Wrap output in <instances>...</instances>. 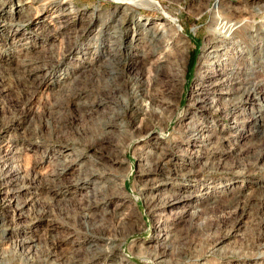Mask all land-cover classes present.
<instances>
[{
	"label": "rangeland",
	"instance_id": "374dc122",
	"mask_svg": "<svg viewBox=\"0 0 264 264\" xmlns=\"http://www.w3.org/2000/svg\"><path fill=\"white\" fill-rule=\"evenodd\" d=\"M156 1L159 9L125 8L113 0H0V264H115L121 256L126 264H264V152L255 156L264 141L256 147L250 135L252 112L259 104L264 109V99L237 110L218 100L232 68L240 70L241 81L264 83V0ZM19 5H25L23 11ZM215 12L242 25L236 36L220 42L227 68L219 78L225 86L212 95L213 107H203L194 104L193 94L213 77L203 55L216 38ZM168 15L178 33L168 48L171 68L155 73L139 64V48L151 49L147 42L139 46V36L128 55L132 64H122L127 55L113 45L115 26L120 23L128 45L136 18L156 24ZM176 65L184 70L181 81ZM138 77L151 81L152 100L146 101L154 111L132 128ZM106 123L113 124L110 130ZM197 125L210 127L213 135L200 150V162L208 166L160 191L163 200L195 199L170 205L157 217L144 198L139 172L156 159L150 153L158 139L173 159L165 170L187 172ZM67 153L78 160L60 180L55 174ZM95 160L109 168L97 192L93 185L77 186L80 170ZM110 180L122 181V192ZM94 192H105L120 215L96 207L88 212ZM237 199L249 203L248 210L219 242ZM185 204L191 205L180 219ZM158 234L169 238L168 247H161L167 253L157 256ZM111 246L113 252L100 255Z\"/></svg>",
	"mask_w": 264,
	"mask_h": 264
},
{
	"label": "bare ground",
	"instance_id": "6f19581e",
	"mask_svg": "<svg viewBox=\"0 0 264 264\" xmlns=\"http://www.w3.org/2000/svg\"><path fill=\"white\" fill-rule=\"evenodd\" d=\"M113 1L117 2L118 4L126 5L125 8H128V7H134V8L135 7L136 8L145 7V8H150V9H152V8L159 9L160 8V3L157 2L156 0H128V1L113 0ZM261 6L262 5H260V7ZM18 7H21V11H23V8H25V5H19ZM256 7H258V6H256ZM168 17H169L168 19H165V20L158 22L156 24H154L151 20H148V19L143 20L142 18H139V19L136 18L133 22L132 27H130V31L131 30L134 31L133 33L135 34V38H133L128 43V45H125V42L123 40L125 34H123V32L120 31V28H119L120 23L118 24V26H115L114 30L111 32L112 37L116 39L115 41H113L114 42L113 45L117 46L116 50L122 49L127 55V58L123 57L122 64H124V65H127V64L131 65L132 64V61H130L128 55L130 53L132 54L135 43L137 41L136 36H139V38H138L139 46H140L141 42H147V44H149V46L151 47V49L149 48L150 50H147V51H141L139 48V64L142 63V65L144 66L145 69H147V68L149 69L151 67L154 68L155 73L160 71V69H163V68L167 69L169 66L171 68V66L173 64L171 65L170 63H168V60H169L168 48L172 45L171 40H175L178 38V33L175 30V28L173 27V22L171 21V20H175V19L169 15H168ZM213 18H214V24L216 25V27L214 28V33L216 35V38H218V39L215 38V41H212L210 44H208V46L205 48V52L203 55L204 59L208 60V63L204 64V65H207L209 67L207 72L212 74L213 77H211L210 80L205 81L203 84H201L199 87H197L196 91H195L196 94H193V95H196L194 97V99H195L194 104H196V105L199 104L203 107H208V106L213 107V104H211V102L209 103V101L213 99L212 95H216V94L218 95L219 93H222V92H220V88L225 86V84H224V82L220 81L219 77L221 76L222 73L225 74V69L227 68L226 67L227 64L225 63L226 61H224L225 59H222L221 55L219 54V52L222 50L220 48L223 47V45L225 44L226 41L232 39L233 36L237 35V33H238L237 29H238V27H240V25H242L241 20L240 21L237 20V21H233V22H230L229 20L226 21L217 12H215V15ZM238 30H240V28ZM128 31L129 30H127L125 33H128ZM163 40H164V43H163ZM220 42L224 43V44L221 45ZM114 49H115V47H114ZM170 51H171V49H170ZM183 53L185 55L186 50ZM171 55H173V54H170V56ZM184 59H183V61H184ZM227 61H228V59H227ZM235 69L237 70V68H235ZM173 70L179 74V76H177L178 81H181L182 79H184V70L182 68L180 70V68L177 67V65H176V67L173 66ZM173 70H171V71H173ZM230 73H231V76L229 78L227 77V79L225 80V82H228L227 91L225 94H222L223 97L218 98V100L222 99V101L224 100L226 104H227L226 101L228 100L229 105L232 106V109L237 110L239 107H241L243 104L247 103L248 101L260 102L262 99H264V89H263L264 83L258 82V83L253 84V83L248 82L247 79H245L244 81H241L239 79V76H238L240 74V70L236 72L232 68ZM142 76L143 75H141V77ZM153 79H155V77L152 78V80ZM138 82H141V84H140L141 86L139 85L140 86V91H139L140 94L138 97L139 100L135 101L136 104H134V106L132 107V111H133L132 120H131V123L129 124L130 126H132V128L140 127L139 125H141L144 122V117L147 116L148 113L154 111V108L151 105V101H150V103H147V101H146V98L152 100L151 97L149 96V93H148V86H149L151 81L146 80V79H141L138 77ZM206 88H208V89H206ZM213 100H215V99H213ZM100 105H102V104H100ZM103 105L105 106V104H103ZM104 109H106V108H104ZM121 114L122 113L119 112V116H121ZM250 121H251L250 124H252V126L255 128V130L252 131L250 135H251L252 139H254L255 141L258 142V143H256L257 144L256 147H257L262 139L264 141V132H263L264 131V109H263V107H261L260 104H259V109L256 112H252V119ZM120 124L121 125H127V124H123V123H120ZM112 126H113L112 123H106L104 126V129L106 131L110 130ZM192 128H193V130L191 133L192 135H191L190 143L192 144V146L196 147L197 149L194 148V151L192 153H190L188 156L191 160L189 163L191 167H187L188 168L187 172H184V174L182 173L183 175H178L175 171L177 169L165 170L167 164H169L171 161H173V159H168L169 153H168L167 146H165L162 142H159L158 138H157L158 140H155V146H153V149L151 150L152 152L150 153V154L156 155V157H155L156 159L153 160L154 162H150L149 164H147L145 169H143V170H141V172H139L142 175L141 178L145 179V184L143 187L146 190V192H144V198L147 200L150 209L153 211V213L157 217L161 216L165 212V209H167L170 205H173V206L174 205H176V206L181 205L182 203L185 202L184 199H186L187 202L192 203L193 200L195 199L193 196L185 195L186 198L182 197V199L180 201H177V202H175L176 199L173 200V198H170V199L166 198L163 200L160 197V194H161L160 191L167 190L169 185H172L171 182L173 180L176 181L177 180L176 178L179 176L185 178L187 181H189L191 178H195V176L198 174L200 169L206 168L208 166V163L202 164L200 162L202 159L200 150L204 149L205 146H207L211 143V139H212L213 135L211 134L210 127L205 126V125H197L196 127L192 126ZM186 152H187V150H186ZM262 152H264V143L258 149V152L255 155L256 158H260ZM72 157H73V153H67L65 156H63V158H62L63 160L60 163L61 168H60L59 172H57L55 174V177L57 179L62 178L63 175L69 170V167L71 165H75L77 163L78 159L75 160ZM97 161L95 160L92 163L89 162V163H91L90 165L83 166V169L80 170L79 176L77 178L78 179L77 186L87 187V186L93 185L95 187L92 189L96 191V189L98 187L97 185H99L101 182H103V179L108 175L107 171L109 170L108 167H104V169H101L98 166ZM200 163L203 165L202 168H200ZM104 166H105V164H104ZM110 181H111V183H115L116 186L118 187V189L121 190V192H122V190L124 188V183L122 181L119 183H117V181H114V180H110ZM108 183H110V182H108ZM24 189H25V187L21 186L19 188L18 192L21 193V192L25 191ZM98 189H99V187H98ZM100 190H102V189H100ZM104 190H107V189H104ZM169 190H171V189H169ZM172 193H174V192H172ZM92 196H93L94 200L92 199L93 201L90 202L91 205H89L90 207L87 209L88 212H91L93 210V208L96 207L95 210H97L99 208V209H103L108 214L120 215V214H118L120 212V209L117 210V208L116 209L111 208V206H110L111 202L109 200L110 198H109V196L106 195L105 192H104V194H100V193L97 194L94 192ZM239 201H240V199L239 200L237 199L236 203H235L236 206L233 207L234 209L236 208L237 211L233 214L231 213V215H229L230 214L229 213L228 214L229 216L226 218V222H225L226 233L224 234L223 237H221L219 239V242L228 239L229 236L232 235V233L235 231L236 227L238 226L239 222H241L243 215L246 214V212L248 210L247 208L249 206V203L244 202L243 204H241V202H239ZM190 205L191 204H185V206L183 207V210L181 212L179 211L180 213H177L178 217L180 219L185 217ZM118 206L121 208L122 204H119ZM109 207L111 210L109 209ZM234 209H232V210H234ZM85 211H86V208H85ZM228 212H230V211H228ZM223 219H225V218H223ZM223 222L224 221L222 220V223ZM156 223H157L156 227H158L159 224L161 223V221H159V222L156 221ZM156 223H154V224H156ZM225 225H223V226H225ZM94 237H96V236H94ZM168 238L169 237H166L162 234L161 235L158 234L156 236V243L159 245V246H157V248H158L157 249L158 250L157 256L158 255H164L167 253V249L166 248L161 249V247L163 248V246L166 243V241L168 240ZM106 239H107L108 243L114 241L111 238L106 237ZM26 242L27 241H25V243ZM95 242L96 241H93L94 244H95ZM219 242H217V243H219ZM108 243H107V245H108ZM103 248L100 249V255H103L106 252H113V250L115 249V246L106 247L104 249ZM103 251H104V253H103ZM126 262L127 261L125 260L124 256H121V258H119L115 264H126ZM159 263H163V261H160ZM80 264H81V262H80Z\"/></svg>",
	"mask_w": 264,
	"mask_h": 264
}]
</instances>
